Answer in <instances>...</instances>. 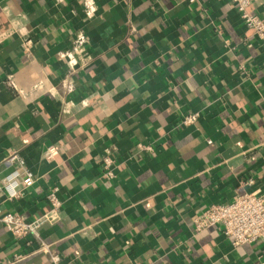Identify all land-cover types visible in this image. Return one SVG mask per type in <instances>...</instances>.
Here are the masks:
<instances>
[{
	"label": "crops",
	"instance_id": "obj_1",
	"mask_svg": "<svg viewBox=\"0 0 264 264\" xmlns=\"http://www.w3.org/2000/svg\"><path fill=\"white\" fill-rule=\"evenodd\" d=\"M93 2L86 17L82 0H0V182L19 170L9 150L35 178L0 191V210L34 218L57 186L60 220L40 236L58 264H264V239L192 229L211 203L264 194V42L229 0ZM246 10L264 22V0ZM71 58L83 68L70 76ZM184 109L199 118L179 127ZM37 248L0 223V264H53Z\"/></svg>",
	"mask_w": 264,
	"mask_h": 264
},
{
	"label": "built area",
	"instance_id": "obj_2",
	"mask_svg": "<svg viewBox=\"0 0 264 264\" xmlns=\"http://www.w3.org/2000/svg\"><path fill=\"white\" fill-rule=\"evenodd\" d=\"M235 5L236 11L241 22L247 28L253 31L256 39L264 42V22L258 14L248 13L246 8L253 0H229ZM83 12L86 17H91L95 12L93 0H82ZM85 36L78 35L77 40L73 42V48L77 44L84 43ZM27 48V43L25 44ZM70 52L61 54L63 57ZM68 74L71 76L79 69L83 68L77 64L74 59H69ZM77 65V66H76ZM70 76L65 75L60 80V85L64 92L70 94L75 89V81ZM199 118L198 111L184 109L177 120V126L185 127L194 124ZM208 143L211 141L208 139ZM144 151H150V146H141ZM57 147L50 145L46 148L44 159L49 162L54 160L57 154ZM109 154V153H106ZM101 178L111 180L114 177V161L109 155L102 157ZM6 164H15L18 171L5 176L0 182V191L6 193L9 199L17 198L20 192L30 187L34 182V176L26 168L22 156L16 150H9L4 157ZM252 177L243 180L245 185L253 184ZM57 186H51L45 199L48 208L38 216L28 219L27 217L13 211L0 210V223L15 238H21L31 235L38 241L36 251L48 255L53 264H58L59 254L54 251L49 243H46L40 236V229L43 225L52 226L60 220V209L62 201L57 196ZM217 227L227 238L231 246L236 247L242 244H251L259 239H264V194L256 191H243L233 199L211 203L192 217V229L195 233L204 230L207 227ZM27 254L21 253L15 256V260L24 258Z\"/></svg>",
	"mask_w": 264,
	"mask_h": 264
}]
</instances>
